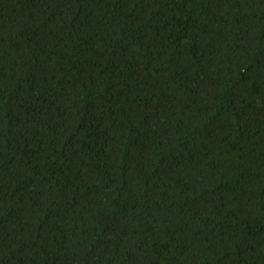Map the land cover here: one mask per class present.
I'll list each match as a JSON object with an SVG mask.
<instances>
[{"label":"trees","instance_id":"16d2710c","mask_svg":"<svg viewBox=\"0 0 264 264\" xmlns=\"http://www.w3.org/2000/svg\"><path fill=\"white\" fill-rule=\"evenodd\" d=\"M0 264H264V0H0Z\"/></svg>","mask_w":264,"mask_h":264}]
</instances>
